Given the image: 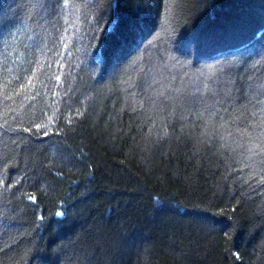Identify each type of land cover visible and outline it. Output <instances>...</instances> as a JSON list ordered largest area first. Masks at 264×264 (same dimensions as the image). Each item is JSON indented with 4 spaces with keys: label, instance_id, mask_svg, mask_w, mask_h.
<instances>
[{
    "label": "trees",
    "instance_id": "obj_1",
    "mask_svg": "<svg viewBox=\"0 0 264 264\" xmlns=\"http://www.w3.org/2000/svg\"><path fill=\"white\" fill-rule=\"evenodd\" d=\"M58 3L0 0V264H264V0Z\"/></svg>",
    "mask_w": 264,
    "mask_h": 264
},
{
    "label": "snow or ice",
    "instance_id": "obj_2",
    "mask_svg": "<svg viewBox=\"0 0 264 264\" xmlns=\"http://www.w3.org/2000/svg\"><path fill=\"white\" fill-rule=\"evenodd\" d=\"M41 7H43V5H41ZM57 8H68L69 7V0H63V4H57L56 6ZM67 23V21H65ZM67 30H65L66 32ZM61 40L63 42V46L66 49L68 47V44L66 42V36L65 37H61ZM228 69H230L232 67V65H228L226 66ZM253 67H255V65H253ZM220 72H224L225 68H221L219 70ZM18 79V78H17ZM55 79L57 81H59L61 79V77L59 75H57L55 77ZM209 79H212L211 77ZM248 79H251V77H248ZM235 81H227L226 82V86L224 87L223 90L214 88L212 84L209 83H204L203 85V92L206 93L207 95L201 94L200 97L198 98V100L195 101H191V100H186V101H181V100H173L172 102L174 104H183L186 102H198L200 103L202 106H204L205 111L208 112V119L206 121V125L209 127H213L215 128V125H213L212 121L214 117H217L219 115V111L223 110L224 112H228V108H224L223 105L224 104H228L230 103V101L233 99L234 97V91L233 88L228 87V84H234ZM26 86H34L32 84V79L28 78V83L27 85L21 83L20 84V89H24ZM248 87L251 89L252 85L249 84ZM260 87H264V86H260ZM236 91H243V89H236ZM18 94V92L16 93ZM253 96L256 97V104H260V105H264V100L259 99V95H264V93H256L253 92L252 93ZM9 99L11 98V96L8 97ZM244 99H248V95H244ZM249 103H251V100H249ZM220 106V108H218L217 106ZM253 109H255V105H253ZM57 112H59V109H56L53 114L51 116L47 117L48 120V124H52L55 122V120L59 119V118H64L67 120V123L69 125H71L72 123V117L68 116V117H63L62 114L61 116H57ZM77 114L79 115V110H77ZM256 116L260 117V120L258 122V126L264 128V107L261 108V110L259 112H256L255 110H253L251 113H248L246 110V106L242 107L240 110H238L236 116L234 117V120H248L250 117L254 118ZM221 119H223V117H221ZM48 124H37V123H33L32 127H35L36 131L39 132L42 128H46L48 126ZM221 127H223V125H220ZM24 132H30L31 131V127L28 128H23L22 129ZM238 131L240 129H237ZM231 134V133H229ZM44 135L47 136L48 132L45 131ZM5 184V177L3 175H0V185H4ZM29 200L35 202V197L29 196L28 197ZM57 215H62V213H57ZM42 219V217H41Z\"/></svg>",
    "mask_w": 264,
    "mask_h": 264
}]
</instances>
